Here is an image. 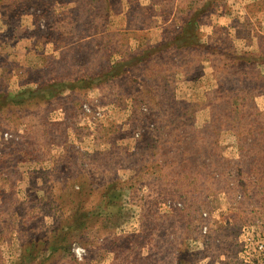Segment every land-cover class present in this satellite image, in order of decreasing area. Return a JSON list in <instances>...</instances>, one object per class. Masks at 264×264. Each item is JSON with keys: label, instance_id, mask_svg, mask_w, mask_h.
Listing matches in <instances>:
<instances>
[{"label": "rangeland", "instance_id": "1", "mask_svg": "<svg viewBox=\"0 0 264 264\" xmlns=\"http://www.w3.org/2000/svg\"><path fill=\"white\" fill-rule=\"evenodd\" d=\"M22 261L264 264V0H0Z\"/></svg>", "mask_w": 264, "mask_h": 264}, {"label": "built area", "instance_id": "2", "mask_svg": "<svg viewBox=\"0 0 264 264\" xmlns=\"http://www.w3.org/2000/svg\"><path fill=\"white\" fill-rule=\"evenodd\" d=\"M4 136H5V138H9V137H11V135H10L8 132H6V133L4 134Z\"/></svg>", "mask_w": 264, "mask_h": 264}, {"label": "trees", "instance_id": "3", "mask_svg": "<svg viewBox=\"0 0 264 264\" xmlns=\"http://www.w3.org/2000/svg\"><path fill=\"white\" fill-rule=\"evenodd\" d=\"M20 264H24V261H22Z\"/></svg>", "mask_w": 264, "mask_h": 264}]
</instances>
